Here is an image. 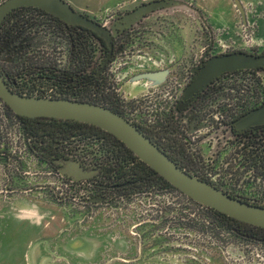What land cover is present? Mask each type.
<instances>
[{"label":"rangeland","instance_id":"rangeland-1","mask_svg":"<svg viewBox=\"0 0 264 264\" xmlns=\"http://www.w3.org/2000/svg\"><path fill=\"white\" fill-rule=\"evenodd\" d=\"M147 1L82 13L106 23ZM180 1L191 10L151 15L147 24L157 23L162 36L145 66L182 68L210 46L215 53L264 52V0H239L243 14L234 0ZM199 15L209 27L203 34ZM132 62L131 72L141 69V59ZM20 131L0 103V264H264V244L237 238L178 191L107 192V204L93 208L68 200L56 167L30 152ZM77 151L87 152L81 144Z\"/></svg>","mask_w":264,"mask_h":264},{"label":"flooded vegetation","instance_id":"flooded-vegetation-1","mask_svg":"<svg viewBox=\"0 0 264 264\" xmlns=\"http://www.w3.org/2000/svg\"><path fill=\"white\" fill-rule=\"evenodd\" d=\"M150 1L123 10L115 17L112 16L106 23L98 22L83 13L88 18L108 28L112 34V55L102 71H100V68L107 56L108 48L104 42L107 51H100L98 56L95 57L94 38L90 34V32L93 33L92 31L76 25H67L40 9L21 12L23 15L29 14V17L19 19L17 23L14 22H16L15 18L18 16L19 11H14L12 15H9V13L0 24V74L8 88L16 94L28 95L32 93L33 89L49 88L52 90L51 94L53 96L73 97L91 94L95 98V93H99L100 88H102L119 99L118 110L120 113L118 114L127 121H129L128 112L135 115L148 110V107L153 108L155 105V99L153 98H157V90H161L163 85L171 78H175L180 82L187 81L172 105L170 114L164 118L166 135L171 134V132L175 133L177 135L174 138H165V136L159 135L156 126L147 129L141 124H132L141 132L146 131L149 137L142 133L174 161L179 168L191 176L194 174H192L188 165L193 159H200L201 153L214 152L217 154L222 144H226L228 141L236 147H239V145L243 147L244 144H253L257 141L263 143L264 124L242 131H238L234 125V122L240 117L264 105V92L261 94V92L250 88L248 84V73L252 70L255 73L259 70L264 72L262 68L242 69L224 73L213 79L194 96L186 100H182L181 96L195 76L192 70L201 69L210 58L239 52L263 56L264 52L236 50L215 53L210 46L204 49L198 58L194 59L193 64H190V60L184 62V64L182 63V68H175V66L147 67L145 66L146 63H151L158 52L156 51V43L157 39L162 36L159 30L153 27L157 23L155 25L147 24L152 22L151 15L157 13V11L145 14L142 18L123 29H118L116 24L120 23V19L138 6ZM200 24L202 25L201 34L205 33V30L209 31V27L203 24L202 21H200ZM84 29L87 31L85 32ZM40 37L43 42H46V46H44L46 48L43 51L37 50ZM132 59L143 61L141 69L136 72H131ZM160 62L164 63V60L161 59ZM159 63L157 66H159ZM161 70H167L168 74L160 84L152 85V81L146 79L132 82L133 78L142 74ZM100 80L102 85H99ZM126 86L130 88H126ZM36 91L41 92L42 90ZM228 117L232 119L226 121L225 119ZM160 138L166 141L165 144L161 142ZM65 153L66 157L63 156V159L78 161L84 168L95 170L96 174L87 179L74 181L70 177L62 176L59 172L61 164L54 161L53 166L56 167L58 175L74 184H84L96 189V176L100 173L101 166L94 164L95 162L91 166H86L75 159L69 149H66ZM234 161H236V158L232 157L231 164ZM237 167L242 171L238 175H243L244 179L264 173V149L263 153L257 154L253 159L249 157L246 161L245 159L239 161ZM236 183L238 182L232 181L230 185ZM258 185V183H253L252 186L258 187ZM243 188L246 189L243 190ZM250 188L251 180H243L236 189H229V191L235 192L232 196L234 198L237 197L245 202L250 200L252 205L264 207L260 204V198L264 199V194L260 197L258 194L253 193L252 198L246 197L245 191ZM150 189L156 191L157 186H151ZM169 191L175 192L176 190L170 189ZM126 192L130 194L142 192V190L136 187L131 191H123V193ZM101 201L93 200L92 202ZM194 204L196 205V203ZM232 228L233 235L237 238L264 244L260 242L264 241L261 237L260 241H257V234L239 232L237 225Z\"/></svg>","mask_w":264,"mask_h":264},{"label":"water","instance_id":"water-1","mask_svg":"<svg viewBox=\"0 0 264 264\" xmlns=\"http://www.w3.org/2000/svg\"><path fill=\"white\" fill-rule=\"evenodd\" d=\"M235 6L243 14L239 0H234ZM20 7H34L43 10L60 19L67 25H76L92 31L102 39L108 48L107 56L102 63L100 71L108 63L112 55V34L109 29L76 11L66 0H4L0 3V24L14 9ZM173 7H183L191 10V5L180 0H153L138 6L135 10L120 19L116 24L123 29L142 18L145 14L163 11ZM203 24L205 20L199 15ZM200 29V20L196 21ZM264 71V55L255 56L246 53H234L210 58L199 69H193L195 75L190 84L184 89L181 96L186 100L202 91L208 83L224 73L242 69H258ZM167 70L150 72L133 78L132 82L146 79L157 85L165 80ZM0 101L4 103L15 115L20 117H45L58 120H72L87 123L111 134L122 142L141 162L155 171L172 187L192 201L209 209L222 213L239 222L264 229V207L255 206L248 202L234 198L206 181L191 176L163 151H161L136 126L128 122L117 112L97 104L71 100L66 98H43L22 96L12 92L0 74ZM264 124V105L255 109L234 122L238 131ZM61 164L59 172L62 176L77 181L87 179L96 174L95 170L84 168L78 161L58 160ZM94 201L101 199L94 198Z\"/></svg>","mask_w":264,"mask_h":264},{"label":"trees","instance_id":"trees-1","mask_svg":"<svg viewBox=\"0 0 264 264\" xmlns=\"http://www.w3.org/2000/svg\"><path fill=\"white\" fill-rule=\"evenodd\" d=\"M36 9L37 8L34 7H20L11 11L9 15H12L14 11H19L18 16L15 15L16 22L14 23H17V20L29 17V14L23 15V13L21 12H27ZM32 15L34 16L35 14ZM86 31L87 30H85V32ZM90 34L94 38L93 46L95 57H97L100 51L105 52L107 51V49L102 39H100L96 34H93L91 32ZM99 85H102L101 80L99 81ZM95 96L96 97L94 98L90 94L78 95L73 97H51L66 98L88 102L91 104H97L111 109L114 112L120 113L118 110L119 99L114 94L108 93L100 88L99 93H95ZM2 105L4 108L5 117L7 119H15L20 125L21 134L26 141H29L28 147L30 152L37 155L50 165L53 166L54 161L62 160L63 156L66 157V149H69L70 153L72 154L75 153L74 155L80 153L79 151H77L78 144H81L82 148H84L87 153L96 152L98 156L95 164L101 166L100 173L96 176V191L104 190L105 194L107 195V192L131 191L133 188L137 187L142 191L149 192L151 191V186H157L158 191L170 189L176 190L155 171L141 162L129 149L126 148V146L122 142L98 127L72 120H58L45 117H20L15 115L4 103H2ZM142 132L149 137V134L146 131ZM2 153L4 152H0V155ZM107 197H104L103 195L96 196L97 199L104 200L108 199ZM68 200H70V198H68ZM207 210L215 219L218 225H223L230 231L233 229V226L235 227V225H237V230L239 232H252L254 234H257V241H260V237L261 239H264L263 228L254 227L239 222L209 208H207ZM244 228H246V230L243 231ZM260 242L264 243V241Z\"/></svg>","mask_w":264,"mask_h":264},{"label":"built area","instance_id":"built-area-1","mask_svg":"<svg viewBox=\"0 0 264 264\" xmlns=\"http://www.w3.org/2000/svg\"><path fill=\"white\" fill-rule=\"evenodd\" d=\"M39 40L40 41L37 44V50L43 51V49L46 48L44 47L46 46V42H43V40H41V37ZM248 75H249L248 84L250 85V88L256 90L257 92H261L262 94L264 92V74H260L258 72L255 73L252 70L250 73H248ZM186 82L187 81L185 80L180 82L175 78H171L168 82H166L163 85V88L161 90H157L158 91L157 98H153L155 99V105L153 106V108L148 107V110L144 111L143 113H138L135 115H132L130 112H128L127 114V116L129 117L128 122H130L131 124L132 123L141 124L143 127L147 129H152L154 126H156L157 130L159 131V135L165 136V138L166 137L174 138L177 135L175 133L171 132V134L166 135V127H164L165 125L164 118L168 114H170L172 105L177 99V96L181 93ZM39 89L42 91L41 92L36 91ZM51 92L52 90L49 88L48 89L37 88V89H33L32 93L28 95L22 93H17V94L22 96H29V97L52 98L51 96L53 95L51 94ZM55 97H61V96H55ZM0 103L2 104L1 101ZM231 119L232 118L228 117L225 120L230 121ZM160 140L161 142H163V144H165L166 141L164 139L162 140L160 138ZM262 142L263 143H261V141H257L254 142L253 144H244L243 147L242 145L236 147V145L230 144V141H228L226 144L224 143L222 144L218 152L219 154L217 153L219 156L214 152H210L207 154L201 153V156H199L200 159L198 160L193 159V161L188 165V168L190 169L192 174L196 175L195 177L207 181L217 189L221 190L222 192L230 196H234L235 192L232 193L229 191V189H236L240 184V182L241 181L243 182V180H251V188L245 191L246 197L252 198L253 193H256L258 194V196L262 197L264 194V173L250 176L249 178L244 179L243 175H238L242 171L240 168L237 167L239 161L243 159H245L246 161L249 157L253 159L254 156H256L257 154L263 153L264 141ZM77 155H74V158L82 161V163L85 164L86 166H91L93 165L94 162L96 163L98 156L96 152L93 153L86 152V154L78 153ZM232 157L236 158V161H234L233 164H231ZM60 181H61L60 185L64 187V189L68 190L71 194V195L69 194V196L71 197L68 198L75 200V203L79 202L81 205H83V207L93 208V207H98L99 205L107 204L108 199L105 200L102 199L101 202H96V203L92 202L97 195H103L104 197H107L104 190L96 191L95 188L92 189L84 184H76V183L74 184L73 182L64 180L61 176H60ZM232 181L238 183L230 185ZM253 183H258L259 184L258 187H253L252 186ZM245 189L246 188H243V190ZM179 196L184 199L187 205L190 204L195 205L194 203H196L191 199H189L188 197L181 194L180 192H179ZM260 201H261L260 204L264 205V199L260 198ZM248 203H250V200ZM195 206H197L201 210H207V207L199 203H196ZM262 252L264 253V251Z\"/></svg>","mask_w":264,"mask_h":264},{"label":"crops","instance_id":"crops-1","mask_svg":"<svg viewBox=\"0 0 264 264\" xmlns=\"http://www.w3.org/2000/svg\"><path fill=\"white\" fill-rule=\"evenodd\" d=\"M76 11L99 16L98 10L111 9L122 4V8L129 0H66ZM121 3V4H120ZM216 21V20H215ZM34 256V255H33Z\"/></svg>","mask_w":264,"mask_h":264}]
</instances>
